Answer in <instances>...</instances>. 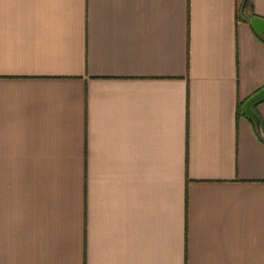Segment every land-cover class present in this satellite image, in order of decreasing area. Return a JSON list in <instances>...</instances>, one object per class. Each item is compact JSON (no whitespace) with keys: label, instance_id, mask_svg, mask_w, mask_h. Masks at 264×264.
<instances>
[{"label":"crops","instance_id":"crops-1","mask_svg":"<svg viewBox=\"0 0 264 264\" xmlns=\"http://www.w3.org/2000/svg\"><path fill=\"white\" fill-rule=\"evenodd\" d=\"M239 2L0 0V264H264Z\"/></svg>","mask_w":264,"mask_h":264},{"label":"water","instance_id":"water-1","mask_svg":"<svg viewBox=\"0 0 264 264\" xmlns=\"http://www.w3.org/2000/svg\"><path fill=\"white\" fill-rule=\"evenodd\" d=\"M248 0H243L242 8H245ZM250 23L256 33L259 35H264V17L261 16H253L251 17ZM264 98V87L261 88L259 91L254 93L252 96H250L243 105V113L247 115L249 118H251L257 127L258 130L261 131V120L256 113V111L252 108V105L254 102Z\"/></svg>","mask_w":264,"mask_h":264},{"label":"trees","instance_id":"trees-1","mask_svg":"<svg viewBox=\"0 0 264 264\" xmlns=\"http://www.w3.org/2000/svg\"><path fill=\"white\" fill-rule=\"evenodd\" d=\"M242 5H243V0H240L239 6H238V15H237L238 20L250 22L251 17L258 16V15H256V13H255V11L253 9L252 0H248L245 8H242ZM262 100H264V98H262V99H260V100H258L256 102H254L253 105L258 104Z\"/></svg>","mask_w":264,"mask_h":264}]
</instances>
